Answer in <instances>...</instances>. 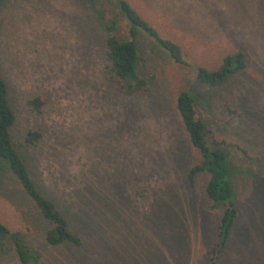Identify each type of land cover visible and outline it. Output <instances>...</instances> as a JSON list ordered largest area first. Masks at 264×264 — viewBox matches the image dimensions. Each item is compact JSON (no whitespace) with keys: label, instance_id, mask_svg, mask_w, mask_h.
Wrapping results in <instances>:
<instances>
[{"label":"rangeland","instance_id":"obj_1","mask_svg":"<svg viewBox=\"0 0 264 264\" xmlns=\"http://www.w3.org/2000/svg\"><path fill=\"white\" fill-rule=\"evenodd\" d=\"M166 39L174 61L144 32L136 38L134 92L105 72L104 21L117 0H4L0 73L16 119L10 129L30 174L82 238L47 244V225L12 173H0V223L39 254V264H202L222 207L189 185L200 159L175 108L192 92L199 117L226 153L238 217L218 264H264V0H127ZM242 51L245 67L219 87L196 79ZM37 97L33 109L29 101ZM38 129L36 146L24 136ZM1 240V239H0ZM0 264H18L0 249Z\"/></svg>","mask_w":264,"mask_h":264},{"label":"trees","instance_id":"obj_2","mask_svg":"<svg viewBox=\"0 0 264 264\" xmlns=\"http://www.w3.org/2000/svg\"><path fill=\"white\" fill-rule=\"evenodd\" d=\"M4 0H0V6ZM118 9L128 24V38L120 39L117 15L104 21L105 38V72L118 82H128L134 92L141 91L145 78L138 75V49L136 38L140 32L152 37L156 44L164 49L170 57L180 64H185L179 46L157 31L132 7L127 0H117ZM245 67L242 51L226 54L221 62L213 67L196 66V79L199 83L213 88L226 83L231 77ZM33 109L38 108L40 100L35 97L29 101ZM175 108L181 125L190 144L200 154V159L187 172L189 185H193L198 174L205 175L204 194L212 207H222L216 240L208 249L202 264H218L221 254L227 248L233 228L238 217V205L234 186L230 177L226 153L212 137L208 143V129L199 117L194 96L189 90L180 91L175 99ZM16 116L7 98V84L0 73V173L8 170L15 177L23 194L32 202L38 217L47 225L44 237L49 245L69 243L75 247L82 244V238L71 227L69 220L57 205L44 193L42 185L30 174L20 153V144H16L10 132ZM41 138L38 129H30L24 136V143L36 146ZM0 249L13 251L18 264H39V254L30 248L21 235L0 223Z\"/></svg>","mask_w":264,"mask_h":264}]
</instances>
